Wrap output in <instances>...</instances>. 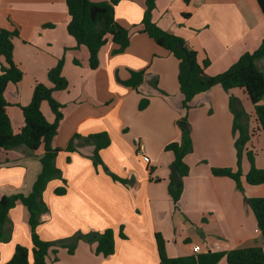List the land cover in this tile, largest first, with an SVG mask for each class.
<instances>
[{"label": "crops", "instance_id": "obj_1", "mask_svg": "<svg viewBox=\"0 0 264 264\" xmlns=\"http://www.w3.org/2000/svg\"><path fill=\"white\" fill-rule=\"evenodd\" d=\"M144 9L145 0H119L114 17L130 30V44L115 53L116 45L108 41L99 50L98 67L91 69L87 49L77 47L66 31L65 0H0V29H17L18 35L12 38L13 59L23 74L18 84H9L5 91L14 132L23 125L20 107L29 103L35 83L50 86L47 72L62 58L61 75L68 87L53 93L63 106L54 147L67 145L74 134L86 137L106 132L111 140L100 151L102 165L97 168L90 158L92 146L61 152L68 159L62 163L67 191L61 197L53 194L61 180L47 185L43 200L48 210L40 218L37 233L42 240L55 242L78 232L111 229L114 254L96 255V243L80 240L72 255L63 247H52L47 264H159L156 233L163 237L171 258L192 254L194 245L199 246V253L264 249L255 216L244 202V196L264 197V184L251 186L245 180L250 168L247 153L254 167L264 169V137L254 130V121V133L238 167L229 98L238 99L246 113L253 114V107L242 90L225 92L216 85L183 108L177 60L138 32ZM153 20L182 38L196 51L199 62L207 59L205 72L211 76L225 71L243 53L255 51L264 40V15L257 0H157ZM257 66L264 73L262 60ZM143 70V82L137 89L120 83L130 79L132 72ZM142 98H148L149 104L140 111ZM260 103L264 104V96ZM41 111L47 121H53L46 103ZM249 122L248 131L253 126ZM183 128L190 131L192 151L184 157L188 172L182 176L175 205L168 193L174 156L165 146L180 141ZM42 152L41 148L30 152L18 147L1 153L0 197L30 192ZM211 168L240 169L244 193L231 178L213 176ZM104 169L125 184L114 181ZM7 219L14 226V242L0 250V264L12 257L15 245L31 248L27 209L18 202ZM218 264H227L225 258Z\"/></svg>", "mask_w": 264, "mask_h": 264}, {"label": "trees", "instance_id": "obj_2", "mask_svg": "<svg viewBox=\"0 0 264 264\" xmlns=\"http://www.w3.org/2000/svg\"><path fill=\"white\" fill-rule=\"evenodd\" d=\"M157 0H145V9L140 21L139 33L146 34L156 45L169 52L178 62L177 82L182 95V107L187 109L192 99L213 86H220L225 92L232 89L242 90L253 107V116L256 123L254 130H260L264 135V104L260 101L264 96V73L258 68L257 61L264 60V40L253 52H245L225 71L217 75H208L205 72L209 61L204 59L199 62L196 51L189 49L184 40L160 28L153 20V11ZM186 3L189 0H184ZM119 0L92 2L90 0H65L68 23L66 31L71 36L77 47H85L88 51V66L91 69L98 67V53L108 41L116 45L115 53L124 51L130 44L131 32L129 29L116 22L114 9ZM259 8L264 15V0H257ZM18 35L17 29H0V155L4 151L18 147H25L34 152L42 149L39 156V172L28 194L15 192L0 197V240L3 237L4 226L7 222L8 212L20 202L28 212V225L30 230L31 248L23 245H15L12 257L5 264H47L46 258L49 250L55 247L56 242L45 241L37 233V227L41 222V214L48 208L43 200V193L49 181L55 177L62 179V185L53 190L57 197L66 194V181L62 178L60 169L56 166L55 159L62 149L53 145V140L58 131V126L63 118V106L53 96L55 91L65 90L68 81L61 75L63 59H59L57 65L47 72L50 86L44 83H35L31 98L26 106L20 107L23 125L18 132H14L7 107L9 103L5 98V91L9 84H18L22 80V71L13 59L12 38ZM77 63V61H75ZM145 71L132 72L130 79L121 82L123 85L137 89L143 82ZM42 103H46L53 114V121L49 122L41 111ZM148 103L142 99L139 109H143ZM229 108L233 115V133L235 136V149L237 165L240 166L244 147L250 139L247 128L246 112L238 99L229 98ZM252 132V131H251ZM111 143L106 132L82 137L74 134L68 141L66 151H77L84 146H92L91 160L95 168L102 165L100 151ZM165 150L171 151L174 156L173 165H176L181 176H185L188 167L184 163L186 154L192 151V140L188 128L182 129L180 141H171L165 146ZM250 168L245 175L248 185L257 186L264 184V169L254 167L252 156L247 153ZM114 181L125 184V180L109 173ZM213 176L229 177L234 180L239 191L244 193L241 185L242 173L240 169L233 171L230 168H211ZM168 193L176 205L180 199L181 187H177L170 179ZM245 204L252 210L257 228L264 241V197L248 198L244 196ZM119 236L126 239L120 232ZM96 243L95 253L108 257L115 252L114 233L111 229L104 231L76 233L67 240H60L61 247H68V253L74 252L78 241ZM159 264H218L225 258L227 264H264V249L262 247H245L233 249L227 252L193 253L188 256L171 258L166 255L165 241L161 234H155ZM53 252L56 253L55 250ZM57 264V263H54Z\"/></svg>", "mask_w": 264, "mask_h": 264}, {"label": "rangeland", "instance_id": "obj_3", "mask_svg": "<svg viewBox=\"0 0 264 264\" xmlns=\"http://www.w3.org/2000/svg\"><path fill=\"white\" fill-rule=\"evenodd\" d=\"M262 62H264L263 60H262ZM121 83V82H120ZM122 84V83H121ZM245 98L248 100V98L245 96ZM142 99H146V98H142ZM141 99V100H142ZM140 100V101H141ZM147 100H148V98H147ZM140 101H139V103H138V110H140L139 109V104H140ZM248 102L250 103V101L248 100ZM74 103V102H73ZM148 104H149V101H148V103H147V105L143 108V109H141V110H144L147 106H148ZM251 104V103H250ZM252 105V104H251ZM12 108H15V107H17V108H19V106H18V104H15V107L14 106H11ZM140 110V111H141ZM245 111V110H244ZM246 112V111H245ZM253 113V112H252ZM247 115H246V119H247V122L248 121H250L249 122V125H250V123L251 124H253V126H252V128H250V130H249V133L251 134H253L254 133V116H253V114H251V113H246ZM183 123V122H182ZM252 131V132H251ZM127 134V132H125V135ZM261 136H263L264 137V135H263V133H261ZM258 141V138L257 137H255V141ZM259 142V141H258ZM56 148H63L60 152H58V154H57V156H56V159H55V162H56V166L58 167V169H60V171H61V173H62V163L64 162V163H66L67 161H68V159H66V157H67V155L66 154H69V153H72V152H75V151H66L64 148H66V145L65 146H62V147H60V146H55ZM85 147V146H84ZM84 147H81V148H84ZM257 147L258 148H262V145L261 144H257ZM23 148H25V147H23ZM61 152H65L64 153V155H62L61 154ZM63 178V177H62ZM56 180H61L62 181V179H60V177H55V178H53V179H51L50 181H49V183H51V182H53V181H56ZM48 183V184H49ZM49 187H50V184H49ZM48 187V188H49ZM48 190V189H47ZM47 190H46V192H47ZM43 214L44 213H42L41 214V217L43 216ZM13 235H14V226H13V223H12V221L10 220H8L7 219V222H6V224H5V226H4V233H3V237H2V239L0 240V250H2L4 247H6V246H8L9 244H11V243H13L14 242V237H13ZM61 240V239H60ZM60 240H57V241H55L56 243H55V245H57L58 247H61L59 244H58V242H60ZM63 240V239H62ZM68 247H63L64 249H66V252H68V248H69V246H71V245H67ZM74 250H75V248H74ZM74 253V252H73ZM72 253V254H73ZM70 254V253H69ZM72 254H70V255H72Z\"/></svg>", "mask_w": 264, "mask_h": 264}, {"label": "water", "instance_id": "obj_4", "mask_svg": "<svg viewBox=\"0 0 264 264\" xmlns=\"http://www.w3.org/2000/svg\"><path fill=\"white\" fill-rule=\"evenodd\" d=\"M179 126L181 127H185V124L182 123V122H179ZM170 174H171V178L174 182V184L177 186V187H180L182 185V176L177 168L176 165H172L170 167Z\"/></svg>", "mask_w": 264, "mask_h": 264}, {"label": "built area", "instance_id": "obj_5", "mask_svg": "<svg viewBox=\"0 0 264 264\" xmlns=\"http://www.w3.org/2000/svg\"><path fill=\"white\" fill-rule=\"evenodd\" d=\"M141 151H140V149H139V153H140ZM143 157H144V155H142ZM199 251H200V248H199V246H197V245H194V246H192V252L193 253H199Z\"/></svg>", "mask_w": 264, "mask_h": 264}]
</instances>
